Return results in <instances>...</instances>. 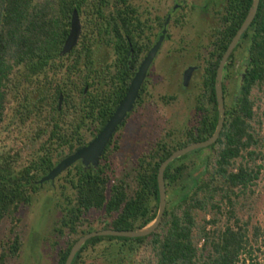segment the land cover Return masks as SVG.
<instances>
[{
	"label": "trees",
	"instance_id": "obj_1",
	"mask_svg": "<svg viewBox=\"0 0 264 264\" xmlns=\"http://www.w3.org/2000/svg\"><path fill=\"white\" fill-rule=\"evenodd\" d=\"M246 1V10L235 18L233 0H226L220 53L207 73L203 100L181 128L166 131L137 157L130 181L115 179L114 158L133 114L97 166L75 163L57 178L60 184H50L53 191L59 188L60 197L58 239L52 244L58 264H65L76 241L92 230H134L156 217L163 161L216 130L217 68L252 5L253 0ZM123 4L135 2L0 0V224L9 218L12 225L8 247L0 245V264L19 257V212L41 189L39 180L95 138L128 91V67H120V52L129 44L121 33ZM74 10L82 33L73 50L62 55ZM250 30L251 42L243 35L250 53L245 70L234 72L237 49L225 68L224 77H239V83L230 93L223 82L226 119L220 137L167 167L168 203L157 230L140 238L94 237L73 264H264L262 228L239 207L263 170L259 94L264 90V0ZM143 104L140 96L137 109ZM91 212L102 227L92 225Z\"/></svg>",
	"mask_w": 264,
	"mask_h": 264
},
{
	"label": "flooded vegetation",
	"instance_id": "obj_2",
	"mask_svg": "<svg viewBox=\"0 0 264 264\" xmlns=\"http://www.w3.org/2000/svg\"><path fill=\"white\" fill-rule=\"evenodd\" d=\"M134 2L135 4H123L121 33L129 44L126 47L127 51L120 52L121 57L123 56V58H119L120 67L123 69L126 66L128 67V75L132 81L144 59L158 43L163 31L166 29L161 47L147 72L140 96L152 97L154 94L156 95L159 87L166 88L174 85L178 86L182 92H188L191 89L197 90L194 98L196 104L197 101L202 99L201 96L204 94L210 80L207 73L212 70L220 53L222 33L225 30L223 14L227 6L226 0H145L138 2L135 0ZM232 4L235 18H238L246 10L247 1L233 0ZM126 5H132L133 9L126 7ZM250 29L251 25L244 32L247 34L245 38L247 43L252 41V31ZM243 35L234 49H237L234 56V72L236 73H242L245 70L247 57L250 56V53L245 51L247 45L243 43ZM229 59L226 67L231 64ZM114 60V53L111 52L109 61L113 63ZM190 68L192 70L188 84L185 86V72ZM224 78L226 80L224 79L223 82H226L228 88L230 86L235 88L239 83V77ZM159 95L163 104L166 105L169 104L167 100L169 102L175 100V97L169 94L160 93ZM138 102L139 98L128 117L136 113ZM77 163L87 168L94 166L85 164L82 161ZM46 183L42 186L39 185L41 189ZM55 183H57V178L49 184ZM97 227L102 226L99 223ZM9 243L7 237L6 239H0L2 247H8ZM38 258L42 257L39 256ZM5 260L8 264L12 258H6Z\"/></svg>",
	"mask_w": 264,
	"mask_h": 264
},
{
	"label": "rangeland",
	"instance_id": "obj_3",
	"mask_svg": "<svg viewBox=\"0 0 264 264\" xmlns=\"http://www.w3.org/2000/svg\"><path fill=\"white\" fill-rule=\"evenodd\" d=\"M135 1V0H134ZM145 1V0H136ZM229 92H234L230 86ZM175 97L169 104H163L159 94ZM197 90L182 92L178 86L159 87L156 95L144 97V104L128 120L121 132V145L115 154V179L133 178L135 160L145 152L156 138L163 136L170 129L181 128L190 119L195 110ZM259 111L262 135L264 138V90L259 94ZM264 155V141L261 147ZM262 174L257 184L241 199L240 209L244 217L251 216L252 222L262 228L264 239V156ZM57 184L60 182L57 181ZM59 188L53 191L51 185L38 190L29 205H24L19 212L21 222L16 229L23 246L17 259L8 264H58L57 250L52 247L58 239L55 228L61 218ZM94 227L99 226L98 215L90 214ZM11 220L5 219L0 224V239L11 237ZM42 258H38V257Z\"/></svg>",
	"mask_w": 264,
	"mask_h": 264
},
{
	"label": "water",
	"instance_id": "obj_4",
	"mask_svg": "<svg viewBox=\"0 0 264 264\" xmlns=\"http://www.w3.org/2000/svg\"><path fill=\"white\" fill-rule=\"evenodd\" d=\"M260 1L261 0H253L250 10L243 24L241 25V27L238 29L237 33L233 37L220 62L216 76V84H215L216 98H217L218 111H219L218 123L215 132L211 137H209L205 141L193 143L184 148H180L176 150L165 161H163V163L159 168L158 187H159L160 200H159L158 213L156 217L152 221L147 223L145 226L134 230L120 231L113 229H104V230H92L84 234L73 245L65 264H73V261L76 255L78 254V252L84 247L87 241H89L94 237L115 236V237H126V238H140V237L149 236L150 234H152L157 230V228L159 227V225L163 220L168 203L167 188L164 177L167 167L172 162H174L175 160L181 158L186 154L213 145L214 143L217 142V140L220 137L226 119V107H225L224 88H223L225 68L228 63V59L230 55L238 45L242 35L254 21L259 9ZM165 33H166V29L163 31V34L160 37L158 43L151 49L147 57L144 59L138 72L132 79L125 97L123 98L119 106L116 108L115 112L108 119L103 129L87 145L78 148L74 153L60 160V162L47 175L43 176L39 180L38 182L39 185L42 186L46 182H54L55 179L58 178L63 172H65L69 167H71L72 165H74L79 161H82L85 164H92L94 166H97L100 157L104 152L105 148L107 147V145L109 144L110 140L112 139L118 128L125 122L129 113L133 111L134 106L140 96V92L144 84L149 67L161 47V44L165 37ZM80 36H81L80 17L77 13V10H74L71 19L70 33L67 37V40L64 44L61 54L66 55L69 52H71L73 48L78 44ZM191 70L192 68H190L185 72V78H184L185 86L188 84ZM62 102H63V97L60 96L59 108H61Z\"/></svg>",
	"mask_w": 264,
	"mask_h": 264
}]
</instances>
